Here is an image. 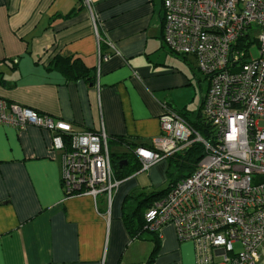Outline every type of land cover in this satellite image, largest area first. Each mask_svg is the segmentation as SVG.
Here are the masks:
<instances>
[{"label":"crops","instance_id":"1","mask_svg":"<svg viewBox=\"0 0 264 264\" xmlns=\"http://www.w3.org/2000/svg\"><path fill=\"white\" fill-rule=\"evenodd\" d=\"M161 4L93 0L94 28L81 0H0V98L76 131L103 128L108 138L149 146L162 106L197 111L208 87L196 58L163 42ZM98 44L108 55L99 61ZM55 55L79 58L93 81L66 80L48 62ZM49 141L45 129L0 124V264H146L154 246L153 264H195L193 242L180 241L172 224L133 239L123 223L124 197L156 188L166 160L119 180L110 199L66 196ZM210 264H226L221 250Z\"/></svg>","mask_w":264,"mask_h":264},{"label":"built area","instance_id":"2","mask_svg":"<svg viewBox=\"0 0 264 264\" xmlns=\"http://www.w3.org/2000/svg\"><path fill=\"white\" fill-rule=\"evenodd\" d=\"M94 28L93 0H81ZM162 39L173 53L193 55L208 78L202 115L213 128L208 142L177 110L163 105L159 133L133 154L141 171L189 147L204 156L187 176L144 213L146 228L160 235L172 224L180 241H192L195 264H210L216 249L226 264H257L264 243V0H162ZM256 44L258 53L251 55ZM98 44L97 58H107ZM0 124L36 126L50 133L60 153L66 196L110 199L114 177L108 136L73 130L61 119L0 98ZM240 249L236 250L234 245Z\"/></svg>","mask_w":264,"mask_h":264},{"label":"trees","instance_id":"3","mask_svg":"<svg viewBox=\"0 0 264 264\" xmlns=\"http://www.w3.org/2000/svg\"><path fill=\"white\" fill-rule=\"evenodd\" d=\"M66 15H70V13H67ZM48 60L49 64H52L53 68L58 69L68 81L75 80L80 77H87V79H91V81L94 79V76L86 74L89 69L86 70L87 68L84 67L79 58H62L55 55L50 57ZM177 112L185 118L195 131L205 140L208 142L213 141V128L202 115V103L197 111L181 109L177 110ZM107 143L108 146L118 144V146L124 145L127 148L125 151L120 153H110L112 171L117 180H123L131 174L139 171L140 163L133 154V149L138 146V144L121 136L112 138L109 137ZM204 153V146L199 142H193L186 149L170 156L171 158H177L178 167L183 171L180 176L171 178L164 189L150 192L136 191L124 197L122 202V219L126 230L130 233L131 238H142V235L145 233H151V235L156 234V232L149 231L146 228V222L144 219L145 211L152 206L154 202L160 200L166 195L171 184L189 175L195 169L199 160L204 156ZM153 238L155 239V237ZM157 249V246H154L146 264H153L154 255Z\"/></svg>","mask_w":264,"mask_h":264},{"label":"rangeland","instance_id":"4","mask_svg":"<svg viewBox=\"0 0 264 264\" xmlns=\"http://www.w3.org/2000/svg\"><path fill=\"white\" fill-rule=\"evenodd\" d=\"M250 50H251V55L253 57L257 55L258 50H257L255 43L252 45ZM206 82H207V80H206ZM259 126H264V122L261 121L259 123ZM114 150H117V149H114ZM164 160H166V162H167L166 167H165V171L163 173L164 180L156 188H151V187L145 188L146 192L158 191V190L164 189L167 186V183L169 182V180L171 178H175L177 176H180L181 172L183 171V170L179 169L176 157H174V158L169 157V158H165Z\"/></svg>","mask_w":264,"mask_h":264}]
</instances>
